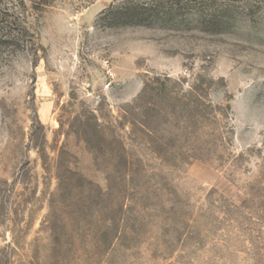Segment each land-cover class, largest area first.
Segmentation results:
<instances>
[{
    "label": "rangeland",
    "instance_id": "1",
    "mask_svg": "<svg viewBox=\"0 0 264 264\" xmlns=\"http://www.w3.org/2000/svg\"><path fill=\"white\" fill-rule=\"evenodd\" d=\"M92 111L88 146L75 117ZM56 151L123 204L109 245L87 225L53 251ZM3 249L7 264H264V0H0Z\"/></svg>",
    "mask_w": 264,
    "mask_h": 264
},
{
    "label": "trees",
    "instance_id": "2",
    "mask_svg": "<svg viewBox=\"0 0 264 264\" xmlns=\"http://www.w3.org/2000/svg\"><path fill=\"white\" fill-rule=\"evenodd\" d=\"M98 119V116L93 111L83 121L78 116L75 117V121H79V126H81V129L76 132L81 134L88 146L93 142L94 135H98L101 130V124ZM36 122L40 129L43 130L44 125L38 116L36 117ZM90 125H92L93 129L91 134L85 129L86 126ZM98 136L99 138L101 137L100 135ZM103 152L105 157L110 158L112 156V151ZM40 153L43 163L46 164V160L50 156L45 151H40ZM68 154L67 151H56L54 157H52L54 161L47 163L44 167L48 171L51 167L50 165H53V173L57 179V192H54L53 196L57 194L60 199L54 200L52 198L49 201L47 228L50 231V240L54 244L52 249L55 252L62 247H66L74 238L80 236L78 232L77 235L72 233L73 229L77 228L82 231L84 229L83 227L87 225L95 229L93 233L95 243H99L101 246L109 245L113 238L112 236L118 232L119 220L117 219V215L123 208V204L121 205L117 201L111 200L109 197L111 193L109 186L108 190L104 191L98 183L86 177L81 171L74 169L71 166V160L67 157ZM123 161L127 166L129 165L128 158L124 157ZM133 174L134 172L131 170L128 173L125 172L122 180L128 183L129 179L126 180L125 178L127 176L132 177ZM49 177L45 175L43 177L44 182ZM85 187L88 189L87 195L80 194L74 198L75 195L73 192L76 189H80L79 192L82 193L81 189ZM45 224L43 222V226ZM7 254L5 249L0 252V264H7Z\"/></svg>",
    "mask_w": 264,
    "mask_h": 264
}]
</instances>
